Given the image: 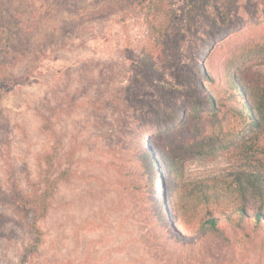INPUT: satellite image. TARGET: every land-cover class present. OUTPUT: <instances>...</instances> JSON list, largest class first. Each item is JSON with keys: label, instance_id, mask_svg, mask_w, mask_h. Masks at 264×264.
<instances>
[{"label": "rangeland", "instance_id": "374dc122", "mask_svg": "<svg viewBox=\"0 0 264 264\" xmlns=\"http://www.w3.org/2000/svg\"><path fill=\"white\" fill-rule=\"evenodd\" d=\"M154 2L0 0V264H264V224L250 218L244 230L223 223L229 243L217 239L194 259L179 257L148 206L159 183L150 187L147 177L108 166L135 124L154 132L149 143L158 161L160 151L204 142L207 152L188 147L178 162L185 207L172 227L188 242L198 234L196 186L226 185L247 163V153L232 146L209 150L221 136L222 115L193 113L200 104L209 108V82L199 73L205 61H221L244 42L264 49V0H209L193 20L191 0H163L157 16L150 14ZM250 64L264 76V52ZM176 112L187 116L185 124L156 134L158 120ZM225 123L237 137L245 130L241 120ZM56 139L52 169L44 157ZM257 145L264 146V132ZM262 159L254 156V165ZM67 167L79 173L60 183L33 251L30 201H40L47 178ZM258 209L264 214V199L249 204V215ZM187 215L192 223L181 221Z\"/></svg>", "mask_w": 264, "mask_h": 264}, {"label": "trees", "instance_id": "16d2710c", "mask_svg": "<svg viewBox=\"0 0 264 264\" xmlns=\"http://www.w3.org/2000/svg\"><path fill=\"white\" fill-rule=\"evenodd\" d=\"M162 2L163 0H155L153 7L152 5L149 7L150 14L153 12L152 14L157 16L161 13ZM191 2L192 9L189 17L193 20L196 15L201 14V10L206 7L209 0H191ZM150 28L163 35V31L157 29L152 22H150ZM225 38L223 37L222 41ZM215 48V43L208 48L206 54L208 59L212 60ZM263 52L262 46L244 42L237 49L230 51L223 60L212 65L209 63L206 65L205 61L199 67V73L204 80L209 82V85L203 84L204 88L211 90L207 98L209 108H201L202 105L200 104V107H197L199 109L193 115L199 119H203L205 115L215 118L222 115L225 126V121L229 125L236 119L241 120L245 125L244 132H240L239 137H237L227 131V127H223V124H217L216 127H218L219 135H221L217 140L218 143L212 137L207 146L211 147L210 151L220 145L222 148L232 146L241 154L246 152L247 165L237 168L231 181H225L226 185H219L218 182L213 180L212 183H201L196 186L193 199L191 196L189 198L193 200V216H200L196 237L189 239L188 242H186L187 240L181 241V239L187 238H183L172 227V222L174 221L175 226L180 224L178 213L182 210L181 206L185 207L181 203L179 192L181 186V167L178 163L180 155H182V151L196 146L199 147L200 150H197V152L200 154L207 152L204 148V142L189 145V148L185 147L184 143L166 153L160 151L158 161L156 153H153L155 148L153 144L149 143L154 132L148 127L135 124L127 132L130 136L128 143L125 142L120 147V152L115 157L116 160L110 161L108 164L119 175L124 170L127 173L125 176L140 179L147 177L151 182L150 187H153L155 183H159L161 193L158 197L155 196L152 200L150 199L148 206H153L152 215L158 218L160 236L167 237L168 242L172 244L171 250L176 252L179 257L185 253L189 259H194L199 254L204 253L206 248L213 244L214 240H226L228 237L224 222H228L241 230L247 227L246 221L249 218L256 226L264 224L262 211L258 209L254 215L250 216L248 210L251 202L264 199V146L260 148L257 145L260 136L264 132V76L259 72H254L250 64L253 59L259 58ZM2 53L8 54L12 65L16 63V56L9 52L7 48ZM5 60L7 59L5 58ZM211 86H214L215 89ZM186 117L181 112L167 113L166 117L158 120L154 131L156 134H167L179 126H183ZM49 135L52 136L51 131H49ZM60 144V139H56L51 152L44 157L45 163L50 165L52 169L55 165L54 161ZM257 154H262L263 159L258 160L257 164L259 165H254L253 158ZM163 170H166L165 177L160 176V172H158ZM78 173L79 170L75 169L74 172L70 167H67L59 172L56 180L50 181L49 178L51 177H48L40 201H30L31 224L29 227L33 235V251L42 242V232L38 224L48 215L51 202L58 192L60 183L68 181L72 176H77ZM150 190L154 195V188ZM213 206L220 208H214ZM181 221L192 223L193 219L187 215ZM177 248H180L183 252L175 251Z\"/></svg>", "mask_w": 264, "mask_h": 264}]
</instances>
